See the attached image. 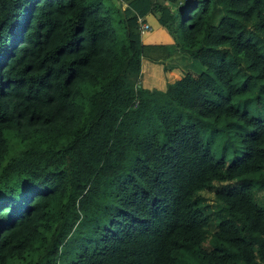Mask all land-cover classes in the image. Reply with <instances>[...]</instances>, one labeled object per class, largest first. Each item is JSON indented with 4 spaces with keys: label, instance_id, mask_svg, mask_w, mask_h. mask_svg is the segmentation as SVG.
<instances>
[{
    "label": "trees",
    "instance_id": "1",
    "mask_svg": "<svg viewBox=\"0 0 264 264\" xmlns=\"http://www.w3.org/2000/svg\"><path fill=\"white\" fill-rule=\"evenodd\" d=\"M262 41L264 0H0V264H264Z\"/></svg>",
    "mask_w": 264,
    "mask_h": 264
},
{
    "label": "crops",
    "instance_id": "2",
    "mask_svg": "<svg viewBox=\"0 0 264 264\" xmlns=\"http://www.w3.org/2000/svg\"><path fill=\"white\" fill-rule=\"evenodd\" d=\"M177 1H180V0H177ZM144 20L147 21L148 23L149 22L154 23L156 25V28L154 30H151L150 32L147 31V32L141 34V37H142L143 35H146L149 33V36L147 38H144V36H143L142 40H144L145 42H149V43H153V42L167 43V42L171 41L170 34L161 28V26L156 21V18L153 17L152 14H148ZM157 65H159V67H161V69H162V63H157ZM154 67H155L154 63H152V61H150L149 59L144 58L142 60L141 76L144 75V76L148 77V83L147 84L141 82L143 86L149 87V88L157 87L160 89H164L166 87L167 83H171V82L181 78V76H182V73L180 72L179 69H178L179 71H176V69H173L170 71H165V75H166L165 78H168L169 80L167 81L166 84L162 83L163 85H161V84H159V82H160L159 77L155 78L153 76L152 70ZM174 75H178V76L174 77ZM170 76H172V78ZM146 77H144V78H146ZM161 78L163 79L162 76H161Z\"/></svg>",
    "mask_w": 264,
    "mask_h": 264
},
{
    "label": "rangeland",
    "instance_id": "3",
    "mask_svg": "<svg viewBox=\"0 0 264 264\" xmlns=\"http://www.w3.org/2000/svg\"><path fill=\"white\" fill-rule=\"evenodd\" d=\"M157 21V20H156ZM178 21V20H177ZM158 22V21H157ZM158 24L161 26V28L163 29V30H165L166 31V29H164L163 27H162V25L158 22ZM149 25L151 26V29L149 30V32L151 31V30H154L155 28H156V25L154 24V23H150L149 22ZM144 36V38H147L148 36H149V33L148 34H146V35H143ZM142 36V37H143ZM262 49L264 50V41H262ZM152 63H154V68H153V70H152V73H153V76L156 78V77H159V79H160V82H159V84H161V85H163V84H166L167 83V81L169 80L168 78H165L166 77V75H165V71L166 70H164L163 69V66H162V69H161V67H159V65H157V63H155V62H153L152 61ZM164 70V71H163ZM176 71H179L178 69H176ZM181 72V71H180ZM161 76L163 77V79L161 78ZM178 75H174V77H177ZM144 77H146V76H141L140 77V82H143V83H145V84H147L148 83V77H146V78H144ZM171 78H172V76H170ZM163 83V84H162ZM255 196H256V198H257V200H258V202L259 203H264V186H262V187H260L259 189H256L255 190ZM209 242H210V239H207L206 241H205V245L206 246H209Z\"/></svg>",
    "mask_w": 264,
    "mask_h": 264
},
{
    "label": "built area",
    "instance_id": "4",
    "mask_svg": "<svg viewBox=\"0 0 264 264\" xmlns=\"http://www.w3.org/2000/svg\"><path fill=\"white\" fill-rule=\"evenodd\" d=\"M151 29V26L149 25V23L145 20H141L140 22V32L141 34L149 31Z\"/></svg>",
    "mask_w": 264,
    "mask_h": 264
}]
</instances>
